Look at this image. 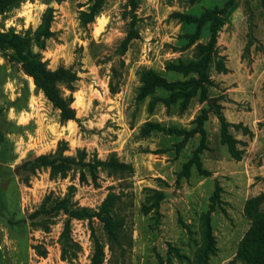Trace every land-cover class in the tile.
<instances>
[{"label": "rangeland", "instance_id": "obj_1", "mask_svg": "<svg viewBox=\"0 0 264 264\" xmlns=\"http://www.w3.org/2000/svg\"><path fill=\"white\" fill-rule=\"evenodd\" d=\"M227 1L103 0L91 22L93 0H25L0 14V32L32 38L33 53L48 69L74 76L58 88L74 99L76 111L64 121L11 58L13 51L0 49V264H91L89 220H71L81 249L69 262L59 242L68 215H30L47 196V208L68 197L71 210L92 212L110 193L120 197L113 215L125 220L126 252L122 258L94 219L104 264H245L237 255L252 226L246 206L264 195V0H234L221 16L207 99L192 85L173 95L141 93L149 70L169 82L197 77L169 66L197 59L196 45L209 41L210 23L192 43L197 25L174 14L199 17ZM49 10L53 36L37 39ZM221 66L228 72H219ZM204 113L206 141L198 154ZM221 118L230 124L239 159L223 142ZM42 155L80 164L23 170ZM111 158L129 169L92 167ZM44 251L47 257L39 255Z\"/></svg>", "mask_w": 264, "mask_h": 264}, {"label": "trees", "instance_id": "obj_2", "mask_svg": "<svg viewBox=\"0 0 264 264\" xmlns=\"http://www.w3.org/2000/svg\"><path fill=\"white\" fill-rule=\"evenodd\" d=\"M25 0H0V14L7 12L8 10L15 8L20 3ZM94 4L90 8V16L87 22L94 20L95 16L101 11L103 7V0H93ZM202 0H189L190 3L196 4ZM234 4V0H228L225 6L219 10H205L199 17L192 15L174 14L182 17L184 21L189 23H194L197 25V30L192 38V43L196 42L201 34V30L206 23H210V39L207 43H198L196 45V57L197 59L191 61L187 64H171L169 66L170 70H175L182 72L185 76L189 74L197 75V77H192L188 81L184 82H169L164 77L158 75L156 72L149 70L143 73L142 82L143 87L141 89L142 95H149L154 93L158 89L171 91L173 93H178L181 91L183 86H194L196 90L200 91L202 100L207 99L208 86L213 83L210 79L209 68L214 62V57L217 52V43L219 32L224 25V21L221 16L226 15L227 10ZM53 20V11L49 10L43 17L42 25L39 27L36 33V38L41 39L49 38L53 36L50 31L51 22ZM32 38L27 36H22L16 33H6L0 32V49L6 50L11 49L13 54L11 58L21 64L23 71L30 76L37 90L41 91L48 101H50L53 106L60 110L61 117L64 121L74 120L76 116V111L72 107L74 102L73 98L66 99L62 96L58 84L60 82H68L74 79V76L66 69L59 68L57 70L48 69L46 64L41 60V58L33 53L31 49ZM219 72L226 73L228 69L225 66H221L218 69ZM207 120V115L204 113L199 118V128L197 133L201 135V145L197 149V153H201L205 147L206 141V131L203 128L204 122ZM222 123V137L223 142L228 144L230 152L235 155L238 159L240 158L239 152L236 150V140L229 134L228 124L223 118H221ZM175 131V130H174ZM177 131V130H176ZM178 132V131H177ZM59 163L68 165H78L80 162L62 157L51 158L48 155H42L37 157L35 160L26 161L22 168L25 172L36 171L44 166H56ZM98 166H103L111 170H126L129 166L118 162L115 158H111L106 162H100L98 165L92 167L96 168ZM191 162L187 163L185 168V174L190 173ZM198 170L203 175H209V173L202 169L201 164L197 162ZM84 180V175L82 176ZM94 180L97 179V175L93 172ZM160 198L162 200L163 196L160 193ZM120 197L115 194H108L101 206L96 211H89L87 209L82 210H71L68 206L69 199L66 197L63 200L57 202L51 208H47V204L50 197L47 196L44 200L42 207L30 215L31 219H37L40 216H49L57 212L62 211L64 214L68 215L69 219L66 221L63 231L60 235L59 242L62 246V259L72 262L73 259H77V250H80V246L73 241L71 237V220L72 219H87L91 222V239L94 243L93 255L91 258V264H104L106 253L104 250L103 242L99 239L92 226V221L97 219L102 225L103 229L107 235L109 243H114L120 251L122 258L126 252V248L121 243V235L123 232V227L125 226L124 218L117 219L113 215L115 209L116 201ZM264 201V195H260L249 200L246 206V213L252 220V226L242 239L237 258L240 259L245 264H264V211L260 209V205ZM39 247V246H37ZM73 250V251H72ZM42 257H47V251L42 253L39 252Z\"/></svg>", "mask_w": 264, "mask_h": 264}, {"label": "bare ground", "instance_id": "obj_3", "mask_svg": "<svg viewBox=\"0 0 264 264\" xmlns=\"http://www.w3.org/2000/svg\"><path fill=\"white\" fill-rule=\"evenodd\" d=\"M34 86H35V84H34Z\"/></svg>", "mask_w": 264, "mask_h": 264}, {"label": "crops", "instance_id": "obj_4", "mask_svg": "<svg viewBox=\"0 0 264 264\" xmlns=\"http://www.w3.org/2000/svg\"><path fill=\"white\" fill-rule=\"evenodd\" d=\"M228 67H229V66H228ZM228 67H227V68H228Z\"/></svg>", "mask_w": 264, "mask_h": 264}]
</instances>
